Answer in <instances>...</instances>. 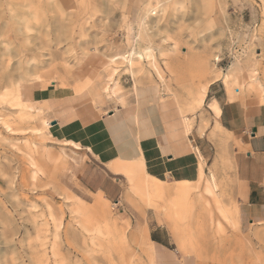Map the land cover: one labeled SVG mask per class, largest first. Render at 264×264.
<instances>
[{
    "label": "rangeland",
    "instance_id": "1",
    "mask_svg": "<svg viewBox=\"0 0 264 264\" xmlns=\"http://www.w3.org/2000/svg\"><path fill=\"white\" fill-rule=\"evenodd\" d=\"M154 7L155 13L144 15ZM1 32L0 38L7 41L0 45V264H34L31 249L41 242L46 264H154L151 231L162 235L168 249L190 256L196 264H264V222L241 227L239 219L250 169L256 164L264 167V158L249 159L244 143L217 126L218 116L209 106L215 97L228 100L222 76L232 70L242 82L237 99L264 104V0H0ZM131 47L142 53L141 63L131 70L138 77L137 97L147 106L154 98L173 101L177 95L181 100L185 91L177 78L193 81L192 85L208 84L203 102L187 111L190 130L180 136L181 145L203 163L204 180L197 188L195 175L180 173L181 155L173 147L177 137L170 135L162 109L156 107L153 113L162 123L170 153L155 161L144 159L153 177L143 159L131 165L130 177L113 174L89 162L84 147L77 149L62 140L104 146L100 119L85 126L50 119L62 106L56 101L50 113L45 101L50 95L82 96L100 118L121 107L130 111L126 107L135 103L131 72L122 70L120 78L110 75L98 57ZM125 67L121 62L116 71ZM23 75L25 106L15 100V80ZM35 79L34 89L44 90V99L31 98L30 81ZM9 80L13 105L7 101L10 96L2 97ZM82 85L80 93H61L63 87ZM191 145H200L199 153ZM86 163L101 173L98 179L109 192L84 184ZM210 172L217 182L214 194L225 205H235L237 218L217 215L213 201L211 227L204 212L192 218L182 209L171 218L168 208L163 211L162 205L172 201L183 205L198 193L211 200L203 189ZM158 182L164 195L147 196V188L153 190ZM97 197L104 218L76 210L82 205L93 213ZM106 216L115 219L124 240L112 232Z\"/></svg>",
    "mask_w": 264,
    "mask_h": 264
},
{
    "label": "crops",
    "instance_id": "2",
    "mask_svg": "<svg viewBox=\"0 0 264 264\" xmlns=\"http://www.w3.org/2000/svg\"><path fill=\"white\" fill-rule=\"evenodd\" d=\"M152 87L155 95L157 89L154 86ZM130 91L134 95L135 100V103L126 107L130 111L125 113V109L121 107L110 114L102 115L101 118L82 96L60 95V97H56L55 95H50L45 98L44 90L33 89L31 98L37 100L45 98L50 113L55 108L54 103L58 101L62 105L61 109L57 110V114L50 119L51 121L57 119L60 125L79 121L85 126L91 121L100 119L97 126L102 135L104 146L101 147L97 142L92 141L89 144H80L72 139L62 140L77 149L84 147L89 162L95 164V166L102 165L105 170L113 174H121V172L110 169L107 165L109 162L112 161V164L116 166H131L143 159L145 170L152 176L146 167L144 159L155 161L157 158L170 153L169 141L163 136L165 133L161 130L160 125L162 123H158V118L153 113L156 107L162 109L163 114L168 117L170 135L173 138L177 137L173 147L175 154L181 155L178 160L181 165L180 173L195 175L194 177L196 178L198 175V158L193 150L188 151L187 146L181 145L180 136L181 133H185V129L183 114L180 112L177 101L175 99L172 101L154 98L153 101H149L151 103L147 106L145 101L140 100L141 98L139 100L136 99L132 85ZM93 95L97 96L94 92ZM106 98L108 97L106 96ZM212 99L220 107L218 124L221 129H224L231 136L239 138L244 143L249 159H263L264 104H254L247 99L242 101L237 98L232 100L224 98L222 100L219 97H215ZM81 134V136H84L85 131H81ZM75 143L78 145H75ZM197 147L200 148L201 146ZM238 148H241L239 143ZM85 165L84 184L88 188L109 192L111 189L104 185L102 180L99 181L98 179V177L102 178L101 173L94 168L92 169L89 163ZM250 172L245 197L240 202L239 207L241 227L244 223L251 225L264 222V167L258 164L253 165ZM72 177L73 180L76 179L74 173ZM151 232L154 234L150 235L154 247V264H196L190 256H180L175 251L168 249L164 244L162 235H159L156 231Z\"/></svg>",
    "mask_w": 264,
    "mask_h": 264
},
{
    "label": "bare ground",
    "instance_id": "3",
    "mask_svg": "<svg viewBox=\"0 0 264 264\" xmlns=\"http://www.w3.org/2000/svg\"><path fill=\"white\" fill-rule=\"evenodd\" d=\"M157 6L160 7V4L157 5ZM153 9H155V7L152 8V9L147 10L144 15H147V13H151V14L155 13V11ZM144 15L141 16V20H144V18H145ZM151 20H152V18H151ZM1 35H2V32H1L0 36ZM5 41H7V40H4V39L0 38V45H3L5 43ZM94 50H96L95 47L93 48V51ZM82 54H84L85 56H89V53H87V52H83ZM134 55H138V58H134ZM100 56L98 57V60H99L98 64L102 65L105 68V70L110 75H113V74L116 73L118 78H120L119 75H120L122 70L123 71L129 70L131 72L132 89H133V91L135 93L136 99L139 100L138 97H137V93H138V91L140 89H138L137 85H136V83L138 82V77L134 75L135 72H133V70H131V68H132V66L139 65L141 63L140 58L142 57V53L140 51H135L133 49V47H131L129 50H127L125 52H122V53L118 52V53L111 54V55H108V54L102 52V53H100ZM121 62H125L126 63V67L124 69H120V70L116 71L117 70V65L120 64ZM152 65H153L154 69L156 70V73L158 74V76L163 81H165L166 80L165 79V75L163 74V72L159 68V66H157L155 61L152 62ZM166 65H167L166 67L168 69H170V71H171L170 65L169 64H166ZM137 68H138V66H137ZM37 80L38 79L30 81L31 83H33L32 84L33 85V89L35 87H37V85H38V81ZM108 80H109V78H108ZM222 80H223V82H224V84L226 86L228 98L230 100L238 98L236 94L239 95L238 87L242 84L241 78L239 77L238 73L236 71L233 72V70L230 73H224L223 76H222ZM177 81L183 83V89L185 91L184 95L181 96L182 97L181 100L179 99V96L176 95L175 97H176L180 112L183 114L182 117H183V120H184V122H183L184 129H185V132H187L191 128V122H190V118L187 116V111H189V107L192 104H195L196 106H199L203 102V99H204L208 84L207 83H203V82H198L197 84H193L192 85L193 81H192V83H190V81L187 82V83H184L185 81H184L183 78L182 79L181 78L180 79L177 78ZM26 82H27V77H25L24 75L20 76L18 79L15 80V92H16L15 100L21 106H25V103H23L24 99H22V97H21L22 93H21V88L20 87L22 86V84H24ZM90 83H92V82H90ZM115 84H118V83L115 82ZM3 86L5 87L6 90L2 93V97L10 96V98H8L7 101L11 105H13V80H9L8 83L6 85L4 84ZM84 87H85V85H82V86H79V87H76V88H70V89L63 87L61 93H72V94H74V93L82 91V89ZM98 89H99V87L96 90L100 91ZM209 106L211 107L212 111L214 112V114L216 116H218L220 114V107H219V105L217 104V102L214 99H212L209 102ZM216 123H217V126L221 129V126L218 124V122H216ZM45 124L46 125H50L48 121H45ZM5 125L10 130H13V127H11L10 124L5 122ZM75 145H78V144L75 143ZM192 147H194V146H192ZM194 149L199 153L197 147H194ZM200 157H201V155H200ZM109 167L113 171H119V172L123 173L125 176H128V177H130V174L132 172V167L129 166V165L116 166V165L112 164V165H109ZM197 174L198 175H197V178H196V185L194 184L195 188H197L198 183L200 182L201 179L204 180V178H202L203 174H204L203 163L200 162V161H198V173ZM204 183L205 184H204L203 189L211 196V200H207V199L203 198L201 196V193H198L196 195V197L193 198V200H187L186 204L182 205V204H180V202H173L172 201V203H166L168 206L166 204L162 205L163 211L164 210L166 211V209L168 208L169 210L167 212V215H170V217L172 216L171 218H174L175 214L179 210H182V209H186L184 211H186L187 213L191 214L192 218L194 216L198 217L201 212H204V215H206V217L208 218L209 227H211V225L215 221V220H213L214 207L216 208V211H215L216 213H217V211L220 212V214H217V215H222L223 217L232 215V217H234V218L236 217L237 218V214L238 213H237V209L235 208V205L234 204H232V206L225 205L222 202L223 200L218 198L219 195L218 194L217 195L214 194V190L217 187V182H216V178H215L213 172H210L208 180H206V182H204ZM146 192H147V196H149V197H150L152 192H154L155 194H158L160 196L164 195V191L162 189V185L159 182L156 185L154 184L153 190L147 188ZM99 195H100V193H99ZM77 201L80 202V203H83V201H81L78 198H77ZM212 201L214 202L213 203L214 207H211V202ZM230 203L231 202H229V204ZM78 207L80 208V210H81L80 212L82 214H86V215L87 214H91V215L94 214L95 218H97V217H100V218L103 217L104 218V216H105V209L101 206V200H100L99 197L96 198V200L94 201V203L91 206V212H93V213H90V210L87 209V208H84L82 205L77 206L76 210H78ZM198 211L200 213H198ZM186 212H183V215H185ZM183 215H182V217H183ZM41 217H42V215H41ZM106 218H108V220L106 221V224L110 227L112 232L117 237H119L122 240H124V236H123L122 230H121L120 226L117 224V222L115 221V219L111 218V217L109 218L107 216H106ZM42 221H43V223H40L41 225L44 224V220H42ZM42 221H40V222H42ZM126 225H129V224L126 223ZM217 225H218V227H220L219 223ZM44 244H45L44 242H41L38 245L37 248L31 249V255L33 257L34 264H46L47 263V252H46V248H45ZM51 244H52V242H51ZM177 250L181 251V245L180 244H179V246H177Z\"/></svg>",
    "mask_w": 264,
    "mask_h": 264
}]
</instances>
